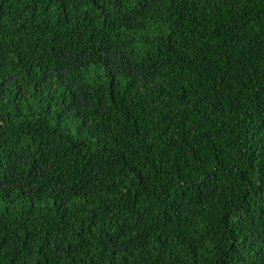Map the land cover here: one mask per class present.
I'll list each match as a JSON object with an SVG mask.
<instances>
[{"label":"trees","instance_id":"trees-1","mask_svg":"<svg viewBox=\"0 0 264 264\" xmlns=\"http://www.w3.org/2000/svg\"><path fill=\"white\" fill-rule=\"evenodd\" d=\"M0 264H264V0H0Z\"/></svg>","mask_w":264,"mask_h":264}]
</instances>
